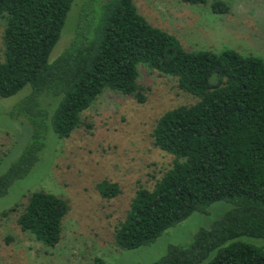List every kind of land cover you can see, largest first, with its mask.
<instances>
[{
	"label": "trees",
	"instance_id": "16d2710c",
	"mask_svg": "<svg viewBox=\"0 0 264 264\" xmlns=\"http://www.w3.org/2000/svg\"><path fill=\"white\" fill-rule=\"evenodd\" d=\"M74 1L0 0V96L30 85L31 92L13 113L33 128L25 151L0 175V197L39 160L44 128L69 137L83 125V112L108 89L144 102L138 82L143 64L176 77L180 89L198 100L168 110L158 120L154 145L173 155V164L153 189L137 190L116 228L117 246L151 245L194 212L227 200L232 208L211 227L201 228L189 246L171 245L154 264H199L212 252L207 264H264V244L242 239L264 240V58L231 48L189 51L177 36L151 24L134 0H89L72 42L51 62ZM212 9L227 13L230 5L216 0ZM45 97L54 102L52 109L44 105ZM104 183L105 197L119 194L117 183ZM68 211L63 198L34 191L17 222L38 241L55 246Z\"/></svg>",
	"mask_w": 264,
	"mask_h": 264
},
{
	"label": "rangeland",
	"instance_id": "374dc122",
	"mask_svg": "<svg viewBox=\"0 0 264 264\" xmlns=\"http://www.w3.org/2000/svg\"><path fill=\"white\" fill-rule=\"evenodd\" d=\"M214 1L134 3L151 24L177 36L186 50L219 52L231 48L246 56L264 58V0H223L230 5L227 13H215ZM87 2L74 1L61 38L50 55L51 62L72 42ZM3 32L0 18V56ZM139 72L144 102L108 89L83 112V125L69 137L60 138L51 126L43 129L45 146L39 160L0 197V264H154L171 245L189 246L201 228L211 227L232 208L227 200L217 201L205 212H194L169 228L151 245L137 249L117 246L116 228L125 220L137 190L153 189L173 164L174 156L154 145L158 120L166 111L198 100L180 89L174 76L143 64L139 65ZM31 90L27 85L15 95L0 96V175L20 158L32 140V125L27 118L13 113ZM53 104L50 97L44 98L45 106L51 105L52 109ZM104 182L117 183L119 194L105 197ZM39 190L53 193L69 204L61 239L55 246L38 241L17 222L29 195ZM242 239L264 244L261 238ZM214 254L199 264H207Z\"/></svg>",
	"mask_w": 264,
	"mask_h": 264
}]
</instances>
